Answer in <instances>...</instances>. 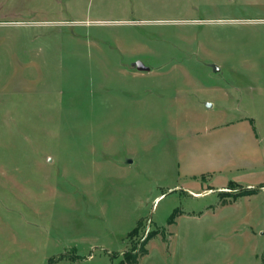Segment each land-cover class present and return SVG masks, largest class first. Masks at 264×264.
I'll list each match as a JSON object with an SVG mask.
<instances>
[{"label":"rangeland","instance_id":"obj_1","mask_svg":"<svg viewBox=\"0 0 264 264\" xmlns=\"http://www.w3.org/2000/svg\"><path fill=\"white\" fill-rule=\"evenodd\" d=\"M247 128L264 0H0V264H264Z\"/></svg>","mask_w":264,"mask_h":264},{"label":"crops","instance_id":"obj_2","mask_svg":"<svg viewBox=\"0 0 264 264\" xmlns=\"http://www.w3.org/2000/svg\"><path fill=\"white\" fill-rule=\"evenodd\" d=\"M19 75H20L19 81L23 82L24 72L23 71L19 72ZM241 136L246 138V140H247L246 152H247V155L249 158L254 159L256 157H260L261 155H264V147L262 145V140H261L259 135L257 136L255 134L253 129H251V128L245 129L244 133ZM234 153L237 155L238 150L236 149V151ZM250 166H252V164H249L246 167H250ZM249 185H252V184H249ZM224 186H225V184L222 186H219V187L222 188Z\"/></svg>","mask_w":264,"mask_h":264},{"label":"trees","instance_id":"obj_3","mask_svg":"<svg viewBox=\"0 0 264 264\" xmlns=\"http://www.w3.org/2000/svg\"><path fill=\"white\" fill-rule=\"evenodd\" d=\"M231 183H232L233 185L235 184L234 181H231ZM231 183H230V184H231ZM232 184H231V185H232ZM250 191H253V190H250Z\"/></svg>","mask_w":264,"mask_h":264}]
</instances>
